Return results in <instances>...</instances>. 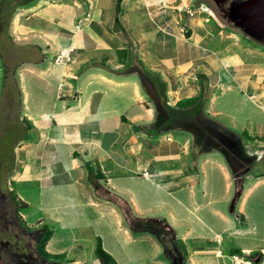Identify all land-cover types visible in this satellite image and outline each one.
<instances>
[{"label":"crops","instance_id":"crops-1","mask_svg":"<svg viewBox=\"0 0 264 264\" xmlns=\"http://www.w3.org/2000/svg\"><path fill=\"white\" fill-rule=\"evenodd\" d=\"M116 2L86 0L80 25L56 36L61 48L54 53L63 61L43 66L24 85L23 119L31 129L18 141L12 170V182L21 185L18 198L27 203L21 213L28 225L51 230L48 252L71 256V249H80L72 264H101L95 247L101 237L109 251L104 236L113 239L110 253L123 250L121 259L116 257L119 264H139L127 248L140 242L152 250L145 264H172L166 246L151 232L157 222L178 231L181 246L194 247L189 251L192 264H218L212 237L193 238L201 227L215 229L201 214L214 203L213 193L203 205L194 200L200 188L206 193L211 158L199 156L195 165L202 175L196 174L194 182L186 159L192 144L204 150L209 128L199 123L206 136L197 144L196 132L180 117L191 108L179 109L177 102L204 92L194 123L201 116L212 128L238 139L237 131L218 119L225 115L234 124L242 123L243 147L248 140L260 143L264 123L245 112L239 96L249 93L264 110V62L238 52L235 34L217 29L210 15L200 16L206 11L198 9L196 0H123L118 20ZM150 86L165 95L169 106L163 129L151 128L156 107ZM227 94L232 98H225ZM155 137H160L158 144L151 142ZM215 154L227 187L233 188L222 156ZM252 189L245 193L243 210ZM215 212L227 218L225 208L216 207ZM91 238L94 248L83 255V243Z\"/></svg>","mask_w":264,"mask_h":264},{"label":"rangeland","instance_id":"rangeland-1","mask_svg":"<svg viewBox=\"0 0 264 264\" xmlns=\"http://www.w3.org/2000/svg\"><path fill=\"white\" fill-rule=\"evenodd\" d=\"M21 1L0 0V141L10 128L24 122L23 100L26 81L34 80L37 73H42L40 69L43 66L63 61V57L57 61V57L61 55L54 53L61 48L56 36L62 32L65 34L70 33L71 28L80 25L79 20L86 11V0H37L30 6H20ZM196 2L204 3L208 7V10L200 16L210 15L212 23H215L217 29H224L226 33L235 34L233 36L235 42L238 43V52L248 56L249 59L264 62L263 43L252 38L240 27L224 18L217 11L213 0H196ZM3 24L8 27L6 32ZM143 79L149 84L147 78ZM172 80L173 86H176L174 77ZM150 89L155 96L154 106L156 107L155 121L151 128L158 130V127H161L163 129V121L168 117V114L157 89L153 86H150ZM239 97L245 100V112L252 114L259 123H264V110L250 99L249 93ZM225 98L231 99V94L225 95ZM258 103H262V100ZM170 104H172L171 101ZM197 112L199 111L190 112L185 110L183 116L180 117L183 119L182 121L186 122L185 125L188 129L196 132L195 140L197 144L202 143L206 136L203 127L207 126L209 128L210 135L208 141H205L204 150H200L198 146L192 144V149L187 151V173L192 175L191 180L193 182L197 181L198 177L194 178V176L196 174L200 176L202 172L199 165L197 163L195 165V162L199 160V156H210L211 162H207L205 170L207 171L205 173L207 174V182L205 186L203 185L206 193L202 194L203 190L200 188L197 190L198 193L194 200L203 205L209 200V192L213 193L211 200L214 203L209 205L207 209L202 210L201 214L215 229L207 232L205 228L196 226L197 229L201 228L198 229L200 232L193 235V238L196 236L197 238H203L202 236L207 234L212 237V242L216 243L214 246L218 250L216 252L218 264H250L249 262L251 264H264V156L261 160H256V158L246 153L242 143V140L246 139V135H241V122L234 124L225 115L218 117L225 125L237 131L236 136L238 139H236L231 134L220 131L221 129L217 126L213 125L214 128H212L209 126L210 122L201 116L198 122L194 123V115ZM174 116L178 117V115ZM171 123L173 124L174 120ZM172 126L175 127V125ZM158 138L160 137H155L156 140L151 142L158 144ZM248 138H252V136L248 135ZM257 139L260 141L259 144L264 147V135L257 137ZM235 142L236 149L234 148ZM17 146L18 142L15 145V159L11 162V167H8L7 164L3 166V159L0 155V264H72L71 260H75L74 256L79 253L80 249H71V256L67 254L63 259H46L40 255L38 251L40 240L38 233L39 230H44L45 226L27 225L21 213V211L26 210L21 209L18 202L15 203L21 186L12 182V170L18 151ZM9 148L10 142H6L4 144L6 153ZM215 153L222 156V160L233 178V188H231V185L229 188L227 187L228 180L216 164L215 157L217 156ZM183 157L177 158L182 159ZM247 175L248 182H245ZM252 187L253 189L246 198L245 209L243 210L242 201L246 196L245 193ZM158 193L161 192L158 191ZM28 194L33 195L34 191L30 189ZM187 201L191 203L193 199L189 200L188 198ZM170 202L175 203L173 200H170ZM170 206L183 210L174 204ZM18 207L19 209H17ZM216 207L220 211L225 208L227 218H221L220 213L215 212ZM33 210L34 207L31 206L29 212ZM154 210V213L157 214L158 209L156 206ZM183 215L187 214L184 212ZM34 217L35 215L30 217L31 221H34ZM226 220L229 222L227 223ZM76 222L81 223V220L77 219ZM151 232L166 246L172 264H192L189 251L194 247L181 246L178 237L176 238L178 231H169L163 226V222H157L153 225ZM217 234H219L218 237H216ZM94 241L91 238L84 242L85 246L80 252L85 255L86 251L93 250ZM112 242L113 239L110 236H104V243L109 251V245ZM234 249H240L243 254L236 253ZM117 252L112 250L111 254L113 253L115 259L116 257L121 259L120 254L123 250L117 248ZM127 252L133 253L139 264H145L144 260L152 256L150 246L144 242H140L133 247L128 246ZM216 254L215 256H217ZM202 257L204 258V255Z\"/></svg>","mask_w":264,"mask_h":264},{"label":"trees","instance_id":"trees-1","mask_svg":"<svg viewBox=\"0 0 264 264\" xmlns=\"http://www.w3.org/2000/svg\"><path fill=\"white\" fill-rule=\"evenodd\" d=\"M37 0H22L20 2V6H30L33 5ZM123 0H117L116 2V19L118 20V13L121 7V3ZM5 32L7 31L8 27L6 24H3ZM10 78L12 77L11 75L9 76ZM173 77V76H172ZM165 95L161 93V98H162V103L165 109H168V105L166 103V99L164 97ZM204 101V92L188 97V98H183L177 102V107L179 109H189L191 108V111L193 110H198L197 108H200L199 106L202 105ZM175 109V108H173ZM22 124H18L15 127L10 128L9 131L6 132L5 136L2 138L0 141V155L2 157V163L3 166L5 164L8 165V167H11V162L14 161L15 159V145L18 141L21 139H24L28 136L29 130L31 129V125L28 120H23ZM16 138V139H15ZM6 142H10V148L7 153L4 150V144ZM93 175V170L89 168V179L91 180V177ZM16 204L18 202V205L21 209H25L27 207V203L21 200L20 198H16ZM19 207L17 209H19ZM28 225V224H27ZM44 230H39V245H38V251L40 255L46 259H63L66 257V254H52L46 250V244L47 241L50 239L51 236V230L48 227H44ZM236 253H242L243 252L240 249H234ZM255 253V252H252ZM95 254L96 257L100 260L101 264H119L117 260L114 258V256L105 249L103 245V241L101 237H97L96 241V247H95Z\"/></svg>","mask_w":264,"mask_h":264},{"label":"water","instance_id":"water-1","mask_svg":"<svg viewBox=\"0 0 264 264\" xmlns=\"http://www.w3.org/2000/svg\"><path fill=\"white\" fill-rule=\"evenodd\" d=\"M232 10L236 26L264 44V0H233Z\"/></svg>","mask_w":264,"mask_h":264},{"label":"built area","instance_id":"built-area-1","mask_svg":"<svg viewBox=\"0 0 264 264\" xmlns=\"http://www.w3.org/2000/svg\"><path fill=\"white\" fill-rule=\"evenodd\" d=\"M192 3L194 4V1H192ZM198 9L207 11L208 7H206L205 4L202 3L199 5ZM190 13L193 14L192 11ZM60 59H62V56L57 57V61H59ZM67 60H70V57H67ZM244 148L246 153L256 158V160H261L264 156V147L255 140L246 141L244 144ZM249 263L251 264V262Z\"/></svg>","mask_w":264,"mask_h":264},{"label":"flooded vegetation","instance_id":"flooded-vegetation-1","mask_svg":"<svg viewBox=\"0 0 264 264\" xmlns=\"http://www.w3.org/2000/svg\"><path fill=\"white\" fill-rule=\"evenodd\" d=\"M213 1L215 3V6H216L217 11L224 18L228 19L229 21L233 22L236 25V22L233 20V16H234L233 15V10H232V1L233 0H213Z\"/></svg>","mask_w":264,"mask_h":264}]
</instances>
